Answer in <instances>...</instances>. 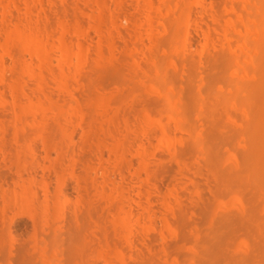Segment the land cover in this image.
<instances>
[{
	"label": "rangeland",
	"instance_id": "374dc122",
	"mask_svg": "<svg viewBox=\"0 0 264 264\" xmlns=\"http://www.w3.org/2000/svg\"><path fill=\"white\" fill-rule=\"evenodd\" d=\"M150 4L0 0V43L8 44H0V264H50L55 251L54 264H264L263 23L247 16L245 0ZM17 27L45 40L46 66L18 35L7 36ZM62 36L77 66L65 65L66 76ZM17 94L79 109L50 108L44 117L20 100L15 120ZM29 180L39 196L29 202L33 213L8 200ZM35 211L47 221L36 222ZM121 215L136 224L132 233Z\"/></svg>",
	"mask_w": 264,
	"mask_h": 264
},
{
	"label": "bare ground",
	"instance_id": "6f19581e",
	"mask_svg": "<svg viewBox=\"0 0 264 264\" xmlns=\"http://www.w3.org/2000/svg\"><path fill=\"white\" fill-rule=\"evenodd\" d=\"M39 1V0H38ZM50 1V0H49ZM246 1H247V3H246ZM34 2V1H33ZM43 2V1H42ZM52 2V1H51ZM202 2V1H201ZM242 2V1H241ZM28 3V4H27ZM27 6H25V7H28V9H30L31 7V3L29 4V2L27 1ZM102 3V2H101ZM151 3H152V0H151ZM160 3H162V2H160ZM204 3V2H203ZM34 4V3H33ZM149 4H150V0H149ZM245 4L249 7V13L250 14H248L247 16H249V17H254V16H252L253 15V13H255L254 15H255V18L257 19V20H259V21H261L262 23H263V30H264V0H245ZM151 5V4H150ZM164 4H162V6H163ZM206 5V4H205ZM211 4L209 3V6H210ZM34 6V5H33ZM158 8H160L159 6H161V5H156ZM207 6V5H206ZM212 6V5H211ZM210 8V7H209ZM214 9V8H213ZM27 10V9H26ZM169 10V9H168ZM210 10V9H209ZM33 12V11H32ZM166 13V12H165ZM170 15V14H169ZM246 16V17H247ZM166 18H167V16H166ZM170 18V17H169ZM103 19V18H102ZM101 19V20H102ZM64 20V19H63ZM153 20V19H152ZM152 20H151V22H152ZM65 21V20H64ZM60 23V22H59ZM58 23V24H59ZM65 24H67L66 23V21H65ZM150 24H152V23H150ZM101 25V24H100ZM19 26V25H18ZM15 27V26H14ZM20 27V26H19ZM30 26H28V29L29 30H31L30 28H29ZM28 29H20V28H15V29H13V30H11V31H9V32H7L6 34H7V36L10 38V36L14 33V34H16V35H18L19 37L18 38H20L23 42H25V44L27 43L28 44V46H29V49L28 50H30V53L31 54H33V55H36V57L38 58V60L40 59L41 60V62L43 63V65L42 66H44L48 61L46 60V57H47V54H46V52H45V50H44V48L42 47V41H43V39H42V37H41V35H40V37H39V35H35V34H32L31 33V31H29ZM34 29V28H33ZM100 29V28H99ZM29 31L31 34V37L29 38V39H27L25 36L27 35V31ZM51 30V29H50ZM66 27L64 26V24H63V27H62V31H63V36H64V32H66ZM60 31V30H59ZM248 31V30H247ZM44 33V32H43ZM42 33V34H43ZM49 33V32H48ZM29 34V33H28ZM205 43H204V45H205V47H203L205 50H206V48H207V46L209 45L208 44V41H209V37H210V34H209V32L208 31H206L205 33ZM246 34H247V36L246 37H249V35H248V32H246ZM47 35V34H46ZM50 35V34H49ZM44 36V35H43ZM60 37V44H59V47H60V50H61V52H62V54H63V58H61L62 60H64L63 62H61V63H63V64H61V68L63 69V74H64V76H66V74H67V71L64 69L66 66L65 65H67V70L73 65V67L75 66V63H73L72 61H71V57H72V55H74V53H75V51L74 52H71L72 50V46L70 47L69 45H68V42H67V44H66V42H64L65 40H63V38L64 37ZM13 37V36H12ZM16 38V37H15ZM251 38V37H250ZM250 38H247V39H250ZM66 39V38H65ZM246 38L244 39L245 41L247 40ZM7 40V39H6ZM11 40V39H10ZM20 40V41H21ZM48 40V39H47ZM243 40V44H244V41ZM45 41V40H44ZM43 41V42H44ZM247 42H249V40H247L246 41V43ZM21 43V42H20ZM19 43V44H20ZM250 43V42H249ZM1 44V46H2V43H0ZM68 45V47L66 46V45ZM5 45H8L7 44V42H4L3 43V46L2 47H4V48H6L7 46H5ZM24 45V44H23ZM239 45H241V44H239ZM44 46V45H43ZM243 45H241V47H242ZM48 47V46H47ZM240 47V48H241ZM260 47V49L263 47L262 45H260L259 46ZM259 47H257L256 46V48H258L259 49ZM26 48V47H25ZM70 48V49H69ZM242 49H244V48H242ZM8 50V49H7ZM6 50V51H7ZM71 50V51H70ZM262 50V49H261ZM5 51V52H6ZM259 51V50H258ZM4 52V53H5ZM77 53H76V56L78 57V51H76ZM71 53V54H70ZM21 54V53H20ZM2 57V56H1ZM35 57V58H36ZM49 57V56H48ZM81 57H82V55H81ZM69 58V59H68ZM49 59V58H48ZM32 62V61H31ZM2 63V62H1ZM32 64H33V62H32ZM79 64V63H78ZM77 65V64H76ZM80 65V64H79ZM26 67V69H24L25 70V72H28L29 74H34L33 72H34V68L32 67V65H31V63H27L26 65H25ZM39 66H41L40 65V63H39ZM46 66V65H45ZM75 67H77V66H75ZM74 67V68H75ZM42 70V69H41ZM48 70V69H47ZM42 72V71H41ZM41 72H40V74H41ZM44 72V71H43ZM54 72V71H53ZM52 72V73H53ZM56 72V71H55ZM75 72V71H74ZM19 73V72H18ZM59 73V72H58ZM60 73H61V71H60ZM60 73L58 74V75H54V76H60ZM20 74V73H19ZM28 74V75H29ZM50 74V73H49ZM56 74V73H55ZM63 74H62V76H63ZM21 75V74H20ZM23 76V75H22ZM35 76V75H34ZM42 76V75H41ZM61 76V77H62ZM38 77V76H37ZM47 77V76H46ZM57 77H56V79H57ZM60 77V78H61ZM235 77H236V75H235ZM33 78H35V77H33ZM48 78V77H47ZM60 78H58L59 80H60ZM1 79V78H0ZM65 79V78H64ZM12 80H13V78H12ZM31 80V79H30ZM30 80H28V81H30ZM34 80V79H33ZM62 80V79H61ZM239 80V78L238 79H236V82ZM1 81V80H0ZM14 81V80H13ZM17 82H18V80H16ZM32 81V80H31ZM4 82V81H3ZM12 82V81H11ZM44 83V81H42V79L41 78H38L37 79V83H35L36 85H38L37 86V91L36 92H38V90L40 91V93L44 96H46V94H45V91L43 90V88H42V84ZM46 82V81H45ZM60 82V81H59ZM13 83V82H12ZM61 83H63V81L61 82ZM14 84V83H13ZM34 84V83H33ZM34 84V85H35ZM1 85H2V83H1ZM11 85V84H10ZM33 85V86H34ZM62 85V84H61ZM14 86V85H13ZM12 86V88L13 89H15L14 91L15 92H17L18 93V90H17V87L15 86V87H13ZM19 86V85H18ZM36 87V86H35ZM33 88V87H32ZM46 88V87H45ZM62 89V88H61ZM164 89H166V88H164ZM1 91H3L2 89H0ZM20 90V89H19ZM69 90V89H68ZM67 90V91H68ZM21 91H22V88H21ZM72 91V90H71ZM4 92V91H3ZM166 92H167V90H166ZM166 92H164L165 93V96H166V98H168L167 97V95L166 94H168V93H166ZM20 93V92H19ZM72 93V92H71ZM75 93V92H74ZM3 94V93H2ZM21 94H23V95H25L26 94V92H25V94L23 93V91H22V93ZM21 94H19V95H21ZM33 94V93H32ZM36 94V93H35ZM34 94V95H35ZM49 94V93H48ZM77 94V93H76ZM181 94V93H180ZM179 93H177L176 95H177V97H181V95H180ZM14 95V94H13ZM18 95V94H17ZM16 95V98H15V101H14V106H13V108L14 109H19L20 107H22V105L24 104V101H27V102H25V104H26V106L28 107V110H29V108H30V110L36 115V114H41L40 116H44V117H46V113H47V111L49 112V109L50 108H52V109H54V110H56V111H59V110H62V112H63V109L65 108H63L61 105V107L63 108V109H61V107L60 106H58V107H60V108H58L55 104H58V103H55V104H53V102H49L50 103V106H49V104L47 103V104H44L45 102H43V101H41V98H40V96L38 97V99H36L35 100V98H33L34 99V101H33V99H32V97H31V99H30V96H26V97H23L24 98V100H22L21 98H20V96L18 95L17 96ZM30 95V94H29ZM73 95V94H72ZM45 96H44V98H45ZM98 96V95H97ZM0 97H1V92H0ZM75 97V96H74ZM80 97V96H79ZM43 98V97H42ZM52 98V97H51ZM70 98V97H69ZM98 98V97H97ZM136 98V97H135ZM26 99V100H25ZM71 99V98H70ZM69 99V100H70ZM98 99H100V97L98 98ZM20 100H22L23 101V104H22V102H20ZM52 100V99H51ZM50 100V101H51ZM73 100V99H72ZM102 100V99H101ZM136 100V99H135ZM73 101H75V100H73ZM103 101V100H102ZM1 102V101H0ZM13 102V101H12ZM43 102V103H42ZM47 102V101H46ZM76 102L77 103H79L77 100H76ZM86 101H84V103H85ZM94 102H96L95 100H94ZM97 102H98V100H97ZM96 102V103H97ZM101 102V101H100ZM73 103V102H72ZM134 103V102H133ZM24 104V105H25ZM28 104H30L31 105V107H32V109H31V107L28 105ZM85 104H87V102L85 103ZM91 104V103H90ZM100 104V103H99ZM69 105V109L71 110V111H69L68 109H64V110H67L68 112H70V113H72V110H73V105L71 104V102L68 104ZM71 105V106H70ZM173 105V104H172ZM65 106V105H64ZM67 106V105H66ZM77 106V105H76ZM74 107L75 109H79V107L77 106V107ZM85 106V105H84ZM83 106V107H84ZM169 106H170V104H169ZM169 106H168V108H169ZM172 108H169V109H171V110H174V108H173V106H171ZM25 109V108H24ZM75 109L73 110L74 112H75ZM51 110V109H50ZM24 111V110H23ZM56 111H54L55 113H56ZM79 111V110H78ZM91 111V110H90ZM21 112V110L19 109V111L17 110V111H15V113H14V115H15V120H21L22 119V117H23V115H22V113H20ZM178 113H181L180 111H177ZM176 112V114H175V121H176V124H177V126L181 129V130H186V128H187V121L185 120V116H183L182 114L183 113H181V115H179L178 113ZM24 113H26V112H24ZM89 113V112H88ZM64 114H67V113H64ZM90 114V113H89ZM58 115V114H57ZM56 115V116H57ZM60 115H63V113L62 114H59V116ZM39 116V117H40ZM59 116H57V117H59ZM100 116V115H99ZM161 116V115H160ZM35 117V116H34ZM43 117V118H44ZM56 117V118H57ZM42 118V117H41ZM60 118V117H59ZM66 118V117H65ZM68 118V117H67ZM101 118V117H100ZM37 119V118H36ZM39 120V119H38ZM52 120V119H51ZM54 120V119H53ZM94 120V119H93ZM59 121H61V120H59ZM64 121V120H63ZM67 121V120H66ZM97 121V120H96ZM21 122V121H20ZM42 122V121H41ZM55 122H57L58 123V119H56V121ZM89 122V121H88ZM14 123V122H13ZM38 123V122H37ZM61 123V122H60ZM100 123V122H99ZM162 123H163V120H162ZM15 124V123H14ZM41 124V123H40ZM127 124V123H126ZM37 125V124H36ZM42 125H43V123H42ZM42 125H40L41 127H42ZM128 125V124H127ZM16 126V125H15ZM38 126V125H37ZM60 126V125H59ZM95 126V125H94ZM44 127V126H43ZM126 127V126H125ZM18 128V127H17ZM32 128V127H31ZM46 128H48V127H46ZM95 128V127H94ZM127 128V127H126ZM163 128V127H162ZM22 129V128H21ZM40 129V128H39ZM42 129V128H41ZM16 130V129H15ZM45 130V129H44ZM50 130V129H49ZM166 130V129H165ZM17 131V130H16ZM31 131H33V130H31ZM34 131H36V130H34ZM40 131H42V130H40ZM168 131V130H167ZM19 132H21V131H19ZM44 132V131H43ZM42 132V133H43ZM51 132V131H50ZM93 132V131H92ZM33 133V132H32ZM41 133V134H42ZM45 133V132H44ZM52 133V132H51ZM20 134H23V132L22 133H19V135ZM29 134H31L30 132H29ZM46 134V133H45ZM18 135V136H19ZM38 135V134H37ZM47 135V134H46ZM17 136V132H15V137ZM17 136V137H18ZM28 137V140H29V142L26 140V138ZM26 136H24V138H22V139H24L25 140V142H24V144L26 143V141L28 142V143H31L30 141L31 140H33V138L35 137V136H32V139L28 136V132H27V134H26ZM40 136V135H39ZM52 136V135H51ZM54 136V135H53ZM52 136V137H53ZM16 137V138H17ZM20 137H23L22 135L21 136H19L18 138L20 139V142H22V140H21V138ZM48 137H50V136H48ZM51 137V138H52ZM36 138V137H35ZM61 140H62V138L61 137H59ZM18 139V140H19ZM14 140H15V142L17 143V144H19V142H18V140L16 141V139L14 138ZM35 140V139H34ZM50 140V138H45L44 139V145H46L47 146V149H53V147H55L56 146V144H54V146L52 145V142H50L49 141ZM61 140H59V141H61ZM65 140V139H64ZM100 140H101V138H100ZM39 141V140H38ZM53 141V140H52ZM103 141V140H102ZM55 142V141H54ZM56 142H58V141H56ZM63 142V141H62ZM60 143V142H59ZM107 143V142H106ZM68 144V143H67ZM104 144V143H103ZM114 144H117V146L116 145H114L112 148H110L111 150H113L114 152H116L117 150H118V146H119V144L118 143H114ZM13 145V144H12ZM113 145V144H112ZM17 146H20V145H17ZM24 147H27L26 145L24 146ZM52 147V148H51ZM45 148V147H44ZM56 148V147H55ZM57 148H58V150L60 149V148H65L66 149V146L65 147H63V145H61V147L59 148V145L57 146ZM176 148V147H175ZM18 149V148H17ZM64 150V149H63ZM51 151V150H50ZM60 151V150H59ZM62 151V150H61ZM60 151V152H61ZM176 151V150H175ZM48 152V151H47ZM63 152V151H62ZM68 152V151H67ZM140 152V151H139ZM144 152V151H143ZM58 153V152H57ZM64 153V152H63ZM118 153H120L119 151H117V154ZM175 153V152H174ZM60 154V156H61V154L62 153H59ZM116 154V153H115ZM116 154V155H117ZM141 154V153H140ZM65 155H66V153H65ZM18 156V155H17ZM59 156V155H58ZM57 156V157H58ZM119 157V156H118ZM146 157V156H145ZM144 157V158H145ZM143 158V157H142ZM143 158V159H144ZM58 159V158H57ZM59 159H60V157H59ZM146 160V159H145ZM19 161V160H18ZM21 161V160H20ZM62 162H63V159H62ZM65 164H67V163H65ZM64 164V165H65ZM146 164V163H145ZM58 166H59V164H58ZM64 167V166H63ZM62 167V168H63ZM65 168V167H64ZM59 169H60V166H59ZM141 169H143V168H141ZM62 170V169H61ZM61 174V173H60ZM59 178V177H58ZM64 178V177H63ZM60 179V178H59ZM60 180H62V179H60ZM60 180H58V182L60 181ZM34 181L35 180H29V183L28 184H24V182H28L27 180L26 181H24V182H22L23 184L21 185V188H22V190L19 192V190H13V191H11V192H9L10 194L8 195L7 193H6V195H8L9 196V203L13 206V207H15V206H17V208H18V206L20 207L21 206V208L23 207L24 208V206L26 207V209H23V211L25 212H28V208H27V206L31 209L32 208V205L29 203V202H31L32 200H35V199H38L39 198V196H38V193H37V191H36V189L34 190L33 189V186H34ZM150 181V180H149ZM62 182H64V181H62ZM61 185H59V188L57 189V191L55 192V195H56V201H59V195H60V193H62V189L60 188V186H63L62 184L63 183H61V182H59ZM43 187V191H46V192H48V187L46 186V184L45 185H43L42 186ZM34 188H35V186H34ZM148 190V192L150 191H152L153 192V190H151V188H148L147 189ZM13 192V193H12ZM147 192V193H148ZM152 194H154V193H152ZM5 196V195H4ZM151 196V195H150ZM38 197V198H37ZM6 198H7V196H6ZM36 201V200H35ZM7 202V201H6ZM8 203V204H9ZM30 205H28V204ZM32 203V202H31ZM33 203H35V202H33ZM47 203V202H46ZM10 204H9V206H10ZM44 204V203H43ZM43 204L41 205L42 206V210H41V212L44 214L46 211H47V207H45V209H44V211H43ZM47 205V204H46ZM164 205H165V207L167 206V208H169V206H170V204H169V202L168 201H166L165 200V202H164ZM163 205V206H164ZM41 206H38V207H41ZM45 206V205H44ZM6 207H7V205H6ZM12 207V208H13ZM34 207V206H33ZM37 207V206H36ZM36 207H35V209H36ZM4 208H5V205H4ZM2 209L1 208V210H3V212L6 210V209ZM9 208V207H8ZM29 209V211L30 212H32L33 213V209H31L30 210ZM46 210V211H45ZM37 211V210H36ZM35 211V215H36V217L34 216V214H33V218L35 217V221H36V219H38L39 218V220L41 219L43 222H44V220L45 221H47V219L48 218H46V216L45 217H42V216H40V217H42V218H40V217H38V215L40 214V215H43V214H41L40 212H39V214H37V212ZM2 212V211H1ZM0 212V213H1ZM3 212L1 213V214H3ZM30 212H28V213H30ZM48 214V213H47ZM49 215V214H48ZM117 215H120V214H117ZM165 215H167V214H165ZM122 216V215H121ZM167 217H168V215H167ZM167 217H165V218H167ZM46 218V219H45ZM122 218V220H123V223L126 225V226H131L132 227V229H131V232L130 233H132L133 231H134V228H135V226L134 225H136V224H134V223H132V221H131V219H130V215H125V216H122L121 217ZM51 220V217L49 218V229H51V227H53V223H51L52 221H50ZM167 220H168V218H167ZM33 221H34V219H33ZM169 221V220H168ZM37 222V221H36ZM40 222V221H39ZM43 222H42V225H43ZM172 222V221H171ZM45 223V222H44ZM47 223V222H46ZM0 224H3V223H1L0 222ZM35 224V223H34ZM36 225H37V223H36ZM38 225H41V224H38ZM45 225V224H44ZM174 227H175V225L174 224H172ZM51 226V227H50ZM2 227V226H1ZM43 227V226H42ZM45 229V228H44ZM1 232V231H0ZM2 237V236H1ZM37 237V236H36ZM35 237V238H36ZM126 237H127V239H128V237H129V232H128V234H126ZM12 239V238H11ZM10 241V240H9ZM35 241H37L36 243L39 245V239H37V240H35ZM57 243V242H56ZM36 244V245H37ZM55 246H57L56 244H54ZM40 246V245H39ZM41 247V246H40ZM115 247V246H114ZM47 252V251H46ZM55 253H56V251L55 252H53L52 253V256H49V253L47 254V257L49 256L50 257V264H54V255H55ZM106 253V252H105ZM45 253H44V251H43V254H42V251H41V254H40V256L42 255H44ZM46 254H45V256H46ZM54 254V255H53ZM41 256V257H42ZM45 256H43L44 257V259H46V257ZM43 259V258H42ZM48 261V260H47ZM47 263H49V261L47 262Z\"/></svg>",
	"mask_w": 264,
	"mask_h": 264
}]
</instances>
